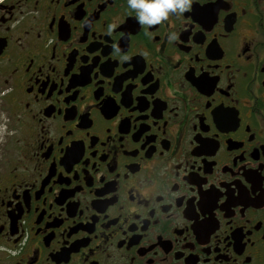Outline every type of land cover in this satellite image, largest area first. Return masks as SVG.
Segmentation results:
<instances>
[{
  "label": "flooded vegetation",
  "instance_id": "obj_1",
  "mask_svg": "<svg viewBox=\"0 0 264 264\" xmlns=\"http://www.w3.org/2000/svg\"><path fill=\"white\" fill-rule=\"evenodd\" d=\"M0 116V264H264V0H0Z\"/></svg>",
  "mask_w": 264,
  "mask_h": 264
},
{
  "label": "clouds",
  "instance_id": "obj_2",
  "mask_svg": "<svg viewBox=\"0 0 264 264\" xmlns=\"http://www.w3.org/2000/svg\"><path fill=\"white\" fill-rule=\"evenodd\" d=\"M191 3L192 0H127L128 8L135 11L137 22L146 26L167 21L170 15H182ZM168 38L176 39V33H170ZM116 51L120 49L117 47ZM121 58L128 59L127 56Z\"/></svg>",
  "mask_w": 264,
  "mask_h": 264
},
{
  "label": "rangeland",
  "instance_id": "obj_3",
  "mask_svg": "<svg viewBox=\"0 0 264 264\" xmlns=\"http://www.w3.org/2000/svg\"><path fill=\"white\" fill-rule=\"evenodd\" d=\"M2 116H0V129H2Z\"/></svg>",
  "mask_w": 264,
  "mask_h": 264
}]
</instances>
